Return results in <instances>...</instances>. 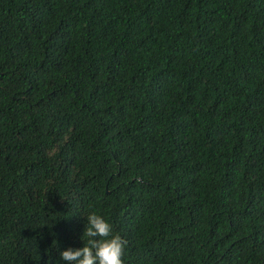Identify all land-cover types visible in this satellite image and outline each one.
I'll return each instance as SVG.
<instances>
[{
    "label": "trees",
    "instance_id": "16d2710c",
    "mask_svg": "<svg viewBox=\"0 0 264 264\" xmlns=\"http://www.w3.org/2000/svg\"><path fill=\"white\" fill-rule=\"evenodd\" d=\"M264 264V0H0V264Z\"/></svg>",
    "mask_w": 264,
    "mask_h": 264
},
{
    "label": "clouds",
    "instance_id": "9594fccd",
    "mask_svg": "<svg viewBox=\"0 0 264 264\" xmlns=\"http://www.w3.org/2000/svg\"><path fill=\"white\" fill-rule=\"evenodd\" d=\"M86 218L85 246L62 251V260L67 264H124L126 240L113 234L112 225L102 215L91 212Z\"/></svg>",
    "mask_w": 264,
    "mask_h": 264
}]
</instances>
